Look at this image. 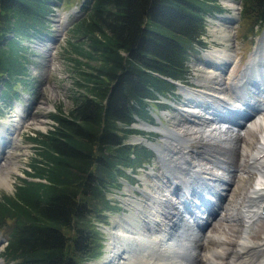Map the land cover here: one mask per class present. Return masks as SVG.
Returning <instances> with one entry per match:
<instances>
[{"label": "trees", "instance_id": "trees-1", "mask_svg": "<svg viewBox=\"0 0 264 264\" xmlns=\"http://www.w3.org/2000/svg\"><path fill=\"white\" fill-rule=\"evenodd\" d=\"M54 1L64 0H0L3 105L19 83L29 89L26 41L45 30ZM80 9L69 44L82 92L31 137L30 170L0 199L7 264H85L97 255L93 219L114 208L108 193L154 158L127 141L142 134L131 124L153 119L150 106L167 107V96L177 101L176 83L186 84L205 47L206 17L223 10L219 0H81ZM241 17L264 25V0H241Z\"/></svg>", "mask_w": 264, "mask_h": 264}, {"label": "rangeland", "instance_id": "rangeland-1", "mask_svg": "<svg viewBox=\"0 0 264 264\" xmlns=\"http://www.w3.org/2000/svg\"><path fill=\"white\" fill-rule=\"evenodd\" d=\"M80 1L64 0L53 2V11L49 15V21L45 30L41 35H36L33 39L26 41V46L28 47L26 55L28 57L27 65L29 68V89L26 90L19 83L16 86V95L12 96L4 105L0 102V129L9 130L7 134L8 138L5 142L6 145L1 149L3 155H1L2 157L0 156V199L3 196L11 195L18 178L25 177V171L30 170L28 164L36 151V144L31 140V137H37L39 132L45 133L50 129L52 120L49 115L57 113L60 109L68 111L73 102V94L76 93L74 95H78L79 92H82L81 86L77 84L76 70L78 68L72 62V56H75L73 46L69 44V41L74 42V38L71 36L72 26L81 17ZM219 3L223 10L215 11L206 17L205 47L192 57L190 76L185 81L187 85H177L174 95L177 101L167 96V107L155 106L156 108H154L150 106V113L153 115V119L139 120L136 124V126L139 125L138 127H141L136 129L143 133L142 136L147 141L149 140V144H153V146H150L153 150L156 149L157 153L158 148L165 146L164 142L173 144V142H166L164 140H168L169 138L175 139L173 136L175 131L180 130L182 132L184 128L182 129L181 126L188 127L191 125L187 118L194 119L191 111L196 108L194 106L196 103H193V100L196 98L217 100L215 96L220 95L219 89L221 88L218 82L222 87H224L226 82L229 84L227 76L231 72L236 78L239 77L246 64L252 61L253 53L256 49L259 48L262 55H264V25L255 26L249 19H243L241 17V2L236 4V12L230 10L224 0H220ZM219 29L222 32L229 33L228 42L224 38L220 39L218 37ZM219 50H226L225 52L227 53L218 55L219 52H222ZM214 51H216V56L222 57L223 60H218L212 55ZM213 65L214 67L216 66L215 69ZM208 71L215 74L213 73L212 76L207 77ZM162 101L166 103V100L162 99ZM214 105L217 106V102ZM206 111H200L199 113L203 115ZM254 114L252 112L251 116ZM251 116H246L242 119L243 121L241 120L242 123H245V126L240 131L244 135L243 143L240 142L242 145L241 149L244 150L242 158L238 154L236 155L234 151L228 150L224 144L212 139H191L178 144L182 148L187 146L188 149L195 150L198 155L197 158L200 159L203 166L207 164V159H209L211 160L210 163L213 162L215 168H217L219 164L215 160L219 156L230 164L231 168L228 167L229 165L224 164L227 168L236 169L235 166L242 160L241 163L243 165L244 158H246L248 152L253 150L258 137V132L254 129H245L246 125H249V120L252 119ZM245 119L248 121H245ZM143 121H147L151 126L147 127L145 125V130H143ZM0 135H2L1 137H5L4 132ZM165 136L167 137L163 138ZM137 137H141V135H130L127 141L136 143L138 142V139L135 140ZM237 146H239V143ZM204 157L206 158L203 159ZM160 159L162 160V164L157 155L149 167L140 169L133 178L130 177L128 181L124 180L119 189L114 188L108 193V198L112 201L111 205H114V208L104 212V219H93L94 226L99 231L98 237L102 242L97 255L92 260L86 262V264H103L107 255L109 256L110 252H112L110 251L111 243L125 242L120 234L118 236L115 234L118 227L128 229L132 236L136 237L135 234L144 224L140 219L141 217L139 218L141 208L145 209L144 211L146 214H149V218H152L155 209L161 208L157 207L158 203H156V200L158 198L156 197L165 194V197L168 199H174L173 195H169V187L166 188L167 186L164 185V183L171 184V182L167 181V178L164 176L166 174L165 166H163L165 163L162 158ZM13 165H15V169H13ZM168 165L169 163L166 164V166ZM5 167L12 169L9 177L10 185L2 183L1 176L5 173ZM216 171L219 174L220 172L223 174L225 170L218 169ZM239 172L231 173L236 176V178L234 176L233 180L228 177V180H231L232 184L229 185L230 189L226 190L227 193L222 195V201L225 202L228 197V200L233 202L237 197H242L249 183L257 176L255 175V171H253L252 175L247 172ZM207 195L211 196L208 193ZM218 201H215L214 198V202L221 207L220 204L222 202ZM262 204L264 206V203ZM218 210H220L219 207ZM183 214L185 217L187 216L186 213ZM203 215L205 216V214ZM209 218L212 219L211 222L205 223L201 230L197 231L199 232L197 234H200L197 237L202 238L203 234L224 236V245H220L218 239L214 240L211 245L224 249L220 262L221 264H225L227 254L232 251L233 244L243 235L242 231L245 228V222L241 223V221L235 219L220 218L216 214H209L208 220ZM197 220L201 221L200 219ZM177 222L185 223L182 221ZM189 224L196 228L195 222H189ZM248 231V243L258 244L264 242V218H259ZM136 243L140 245L141 240H137ZM4 245L5 232L0 231V264H7L2 256ZM177 245L180 246V242H177ZM195 246L196 244L193 243L188 248ZM139 250L137 249V251ZM158 253L156 249H151L150 256L159 258L162 255L164 257L163 253H159L160 255ZM132 259L137 261V255L134 254ZM185 259L190 263L193 262V258L188 255H185Z\"/></svg>", "mask_w": 264, "mask_h": 264}, {"label": "bare ground", "instance_id": "bare-ground-1", "mask_svg": "<svg viewBox=\"0 0 264 264\" xmlns=\"http://www.w3.org/2000/svg\"><path fill=\"white\" fill-rule=\"evenodd\" d=\"M224 2L230 10L236 12L237 6L234 0H224ZM218 33L220 39L224 38L228 42L229 33L222 32L220 29ZM219 51L222 52L217 53L218 55L227 53L226 50ZM212 55L218 60H223L222 57L216 56V51ZM211 71L207 72V77L212 76L214 72L211 73ZM227 79L229 84L226 82L227 85L224 84V87L218 82L221 88L219 89L220 95H214L217 100L209 98L193 100L192 102L196 103L194 105L196 108L194 107L195 109L191 111L194 119L187 118L191 125H187L188 127L181 126L182 129L184 128L182 132L180 130L175 131L173 136L176 140L172 138L164 140L173 142V144L164 142L165 146L158 148V157L162 158L165 163L163 165L166 171L164 176L167 181L171 182V184L164 183V185L167 186L166 188L169 187L170 194L175 193L176 198L170 200L165 197V194L156 197L158 198L156 200L157 207L161 208L155 209L152 218H149V214H146L145 209L141 208L139 218L141 217L140 219L144 224L135 234L136 237L132 236L128 229L118 227L115 234L116 236L120 234L125 242L111 243L110 251L112 252L109 256L107 255L103 264H221V255L224 249L216 248L211 244L218 239L220 245H224V236L203 234L202 238H198L197 235L200 234L197 233L199 232L193 225L189 224V222L194 221L195 217H198L201 222L203 221L201 226L205 223L208 224L212 220L210 218L208 220V215L215 212L220 218L245 222L243 235L233 244V249L227 254L225 264H264V242L250 244L247 241L248 229L252 228L255 218L261 216L264 210L262 204L264 203V55L260 49H256L252 61L246 64L239 77L236 78L231 72ZM205 93L207 94V92ZM215 102H217V106L214 105ZM205 110L207 111L203 115L199 113ZM252 112L255 114L251 116ZM247 114L252 119L249 120V125L247 124L245 129H254L258 132V137L253 150L248 152L244 158L243 165L242 160L235 166L236 169L227 168L224 164L229 165L228 167L230 164L219 156L215 160L219 164L217 168L213 162L210 163L211 160L209 159H207V164H204L205 167L197 158L198 155L195 150L188 149L187 146L182 148L178 144L191 139H212L224 144L228 150L234 151L236 155L238 154L242 158L244 150L241 149L240 142L243 143L244 135L240 131L245 123H242L241 120ZM246 119L245 121H248ZM2 132H4L5 137L0 135V156L3 155L1 149L6 145L9 130L0 129V134ZM235 143H237L236 146ZM238 143L239 146H237ZM167 163H169L168 166H166ZM15 168L13 165V169ZM218 169L225 171L223 174L222 172L219 174L216 171ZM4 170L5 173L1 176L2 183L10 185L9 177L12 169L5 167ZM253 171L257 176L249 183L242 197H237L233 202L228 200V197L225 202L221 200L222 195L227 193L226 190L230 189L229 185L232 184L228 177L234 179L235 174L231 173L247 172L252 175ZM207 193L214 197L215 201L222 202L221 207L219 206L220 210L214 209L215 207L196 210L201 204L199 200L206 203L207 198H210L209 201L213 202L214 199ZM194 202H196L195 205H193ZM188 207H191L193 211L189 212ZM257 208L258 210H256ZM183 213L188 216L185 217ZM203 214L205 216H202ZM177 221L185 223H178ZM137 240H141L140 245L136 243ZM177 242H180V246L177 245ZM193 243L196 246L188 248ZM137 249L140 250L137 251ZM151 249H156L160 254L163 253L164 257L162 255L159 258L150 256ZM251 250L254 251L251 252ZM134 254L137 255V261L132 259ZM185 255L193 258V262L187 261Z\"/></svg>", "mask_w": 264, "mask_h": 264}, {"label": "water", "instance_id": "water-1", "mask_svg": "<svg viewBox=\"0 0 264 264\" xmlns=\"http://www.w3.org/2000/svg\"><path fill=\"white\" fill-rule=\"evenodd\" d=\"M239 2H240V0H236V1H235L236 4H238ZM177 85H182V84L177 83ZM143 124H144V123H143ZM135 127H137V126L135 125ZM139 138H140V137H139Z\"/></svg>", "mask_w": 264, "mask_h": 264}]
</instances>
